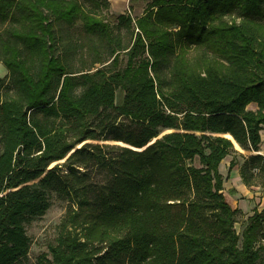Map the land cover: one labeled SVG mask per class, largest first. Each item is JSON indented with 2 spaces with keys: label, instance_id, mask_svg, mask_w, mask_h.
I'll return each mask as SVG.
<instances>
[{
  "label": "trees",
  "instance_id": "obj_1",
  "mask_svg": "<svg viewBox=\"0 0 264 264\" xmlns=\"http://www.w3.org/2000/svg\"><path fill=\"white\" fill-rule=\"evenodd\" d=\"M81 1L0 0V264H28L54 196L68 208L36 264H264V210L240 235L219 171L260 150L264 0H153L117 17L128 42ZM80 20L87 43L65 28ZM243 157L264 187V156Z\"/></svg>",
  "mask_w": 264,
  "mask_h": 264
},
{
  "label": "rangeland",
  "instance_id": "obj_2",
  "mask_svg": "<svg viewBox=\"0 0 264 264\" xmlns=\"http://www.w3.org/2000/svg\"><path fill=\"white\" fill-rule=\"evenodd\" d=\"M153 0H128L125 4L119 3L117 1L110 0H99L96 2L98 7H95V11L102 17L105 21L109 22L114 29L115 33H120L123 35L125 42L131 40V32H129L125 27L119 26L118 16L121 14L130 15L132 18H137L143 16L150 8L151 2ZM86 11H90V7L94 6V3L81 1ZM99 3V4H98ZM157 9V8H156ZM66 31L70 33V35L74 38L75 42H85L87 43L86 31L83 27V20L78 21L74 26L68 28L65 27ZM91 57L89 58V60ZM109 63V62H108ZM107 63V64H108ZM127 63V55L122 52L121 53V68L125 67ZM102 64H97L93 69L95 71L97 68H101ZM9 74V70L0 63V77L5 78ZM123 97V92H117V102H120ZM258 107L256 104H250L248 106L249 110H256ZM261 134L264 136V126ZM90 142V141H87ZM106 141H99L98 143L104 144ZM110 142V144H115L114 142ZM237 148V147H236ZM253 152H247L240 150H233L230 153L232 159L237 162V164H243L245 161L244 156L252 155ZM68 202L65 200H61L54 196L52 198V205L50 209L46 212L45 215L36 218L32 222L27 225V233L31 239V248L29 255L25 259V262L28 264H36L37 258L42 253H47L49 245L55 242L58 232H59V224L65 215ZM248 214L239 213L238 221L236 223L237 232L241 235L244 228L248 223ZM257 247L264 246V237L261 236L259 242L256 244Z\"/></svg>",
  "mask_w": 264,
  "mask_h": 264
},
{
  "label": "crops",
  "instance_id": "obj_3",
  "mask_svg": "<svg viewBox=\"0 0 264 264\" xmlns=\"http://www.w3.org/2000/svg\"><path fill=\"white\" fill-rule=\"evenodd\" d=\"M112 1V0H110ZM119 3L125 4L128 0H114ZM262 142L260 150L253 152L254 155L264 156V136L261 134ZM237 147V146H236ZM237 150L243 152L241 147ZM234 158L229 155L219 165V171L223 176V193L228 203L234 208L239 210L240 213L248 214V218L252 216L255 210L262 212L264 210V187L262 186H248L243 181L241 175V168L243 164H237L231 167Z\"/></svg>",
  "mask_w": 264,
  "mask_h": 264
},
{
  "label": "water",
  "instance_id": "obj_4",
  "mask_svg": "<svg viewBox=\"0 0 264 264\" xmlns=\"http://www.w3.org/2000/svg\"><path fill=\"white\" fill-rule=\"evenodd\" d=\"M227 137H229V138H231L232 139V137L229 135V136H227ZM160 138V137H159ZM159 138H156V139H154V140H152L145 148H147V147H149L150 145H152L153 143H155ZM111 142H114L115 144H118V145H121V146H125V147H130V146H128L127 144H125V143H123V142H116V141H111ZM86 143H88L87 141H85V142H82L81 144H79V145H77L73 150H72V152L68 155V157L67 158H65L64 160H61V161H58V162H56V163H54V164H52L51 166H50V168L49 169H52L53 167H55L56 165H58V164H61V163H64L68 158H69V156L72 154V153H74L75 151H77L78 149H81ZM104 144H110V142H104ZM144 148V149H145Z\"/></svg>",
  "mask_w": 264,
  "mask_h": 264
},
{
  "label": "bare ground",
  "instance_id": "obj_5",
  "mask_svg": "<svg viewBox=\"0 0 264 264\" xmlns=\"http://www.w3.org/2000/svg\"><path fill=\"white\" fill-rule=\"evenodd\" d=\"M227 136H229V135H227ZM236 146H237V147H240L238 144H236Z\"/></svg>",
  "mask_w": 264,
  "mask_h": 264
}]
</instances>
